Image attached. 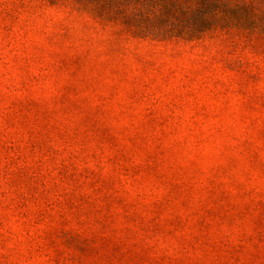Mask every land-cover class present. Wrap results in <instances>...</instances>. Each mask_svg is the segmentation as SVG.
Here are the masks:
<instances>
[{
    "label": "rangeland",
    "instance_id": "374dc122",
    "mask_svg": "<svg viewBox=\"0 0 264 264\" xmlns=\"http://www.w3.org/2000/svg\"><path fill=\"white\" fill-rule=\"evenodd\" d=\"M0 264H264V39L0 0Z\"/></svg>",
    "mask_w": 264,
    "mask_h": 264
},
{
    "label": "trees",
    "instance_id": "16d2710c",
    "mask_svg": "<svg viewBox=\"0 0 264 264\" xmlns=\"http://www.w3.org/2000/svg\"><path fill=\"white\" fill-rule=\"evenodd\" d=\"M93 17L154 40L199 39L217 29L264 39V0H72Z\"/></svg>",
    "mask_w": 264,
    "mask_h": 264
}]
</instances>
